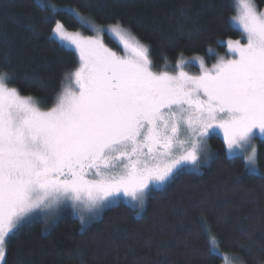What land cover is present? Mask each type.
Listing matches in <instances>:
<instances>
[{
  "label": "snow or ice",
  "instance_id": "snow-or-ice-1",
  "mask_svg": "<svg viewBox=\"0 0 264 264\" xmlns=\"http://www.w3.org/2000/svg\"><path fill=\"white\" fill-rule=\"evenodd\" d=\"M234 9L229 23L241 39L218 41L231 58L210 68L194 58L199 75L184 71L190 61L182 58L175 73L154 71L150 46L129 28L119 21L97 26L74 9L68 11L96 35L55 20L49 39L77 53L78 66L64 74L51 107L22 95L11 86L15 73L0 69V261L26 223L34 216L47 222L62 206L73 208L82 232L122 202L139 218L154 187L209 163L213 135L222 134L230 160L242 159L247 173L264 178L253 142H264V12L253 0H234ZM105 32L123 55L105 45ZM0 60L9 63L7 55ZM25 80L45 87L37 73ZM217 244L210 237V254Z\"/></svg>",
  "mask_w": 264,
  "mask_h": 264
},
{
  "label": "trees",
  "instance_id": "trees-1",
  "mask_svg": "<svg viewBox=\"0 0 264 264\" xmlns=\"http://www.w3.org/2000/svg\"><path fill=\"white\" fill-rule=\"evenodd\" d=\"M253 2L264 10V0ZM70 9L96 25L119 21L129 28L150 46L154 71L175 73L178 58L210 62L226 53L218 41L241 39L229 23L234 0H0V58L9 60H0V69L14 72L11 86L44 100L45 109L66 83L64 74L78 66L77 53L49 39L55 20L68 31H87ZM33 73L44 88L25 80ZM256 142L264 172V142ZM208 144L216 153L209 163L152 190L139 218L123 202L83 232L68 212L52 222L34 218L7 241L0 264H264V178L247 173L242 159L230 160L221 135ZM210 237L218 241L212 254Z\"/></svg>",
  "mask_w": 264,
  "mask_h": 264
},
{
  "label": "rangeland",
  "instance_id": "rangeland-1",
  "mask_svg": "<svg viewBox=\"0 0 264 264\" xmlns=\"http://www.w3.org/2000/svg\"><path fill=\"white\" fill-rule=\"evenodd\" d=\"M254 3V2H253ZM255 5V4H254ZM256 6V5H255ZM257 8V7H256ZM257 10L258 11H260V12H264V10H261V9H259V8H257ZM97 26H100V25H97ZM105 26H107V25H105ZM235 26V25H234ZM236 27V26H235ZM71 32H80L82 35H84V36H92V35H96V33H94V32H92V31H90V30H88V28H87V31H83V30H78V31H71ZM102 38H103V41H104V43H105V45L106 46H108L109 48H111L113 51H116L117 53H119V54H121V55H123L124 53H123V50H122V47L121 46H119L118 45V43L107 33V32H105L104 34H103V36H102ZM109 39V40H111L110 42H111V44H108V43H106V41H105V39ZM116 45V46H115ZM219 57H224L225 59H229V58H231L229 55H228V51H227V49H226V53L225 54H219V53H214L212 56H211V58H210V62H205L204 61V64H205V66L206 67H211L213 64H215L216 62H217V60H218V58ZM187 61H190V63H188V64H186L185 66H184V71H186L189 75H199L200 74V66H199V62L197 61V60H195L194 58L193 59H189V60H187ZM194 67H195V70H196V72H193L194 70H192V72H190L191 71V69H194ZM221 136H222V134H221ZM257 139L256 140H254L253 142L255 143V144H257ZM158 188H161V187H158ZM158 188H153L152 190H154V189H158ZM106 208H108V207H106ZM106 208H104L101 212H100V214H99V216L101 215V213L106 209ZM79 211L82 213V214H84L85 216H87L88 215V212H87V209L86 208H83V207H81V209H79ZM66 212H68V213H71V214H73V216H76L77 217V215L74 213V210H73V208L71 207V206H67V207H64V206H62L60 209H59V211L56 213V215H55V217L54 218H48L47 219V221H49V222H52V221H54V220H56V218L58 217V216H60V215H62L63 213H66ZM98 216V217H99ZM97 217V218H98ZM34 218H42V219H44L45 220V218H43L42 216H34ZM33 218V219H34ZM32 220V219H31ZM1 262V261H0ZM228 262V261H227ZM226 262V263H227ZM229 264H231V263H229Z\"/></svg>",
  "mask_w": 264,
  "mask_h": 264
}]
</instances>
